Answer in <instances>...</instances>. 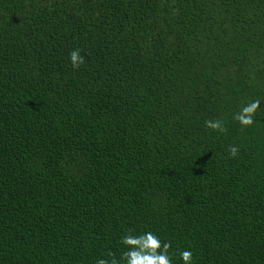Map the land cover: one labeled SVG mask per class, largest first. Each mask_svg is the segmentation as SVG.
I'll list each match as a JSON object with an SVG mask.
<instances>
[{"label":"trees","instance_id":"obj_1","mask_svg":"<svg viewBox=\"0 0 264 264\" xmlns=\"http://www.w3.org/2000/svg\"><path fill=\"white\" fill-rule=\"evenodd\" d=\"M129 230L264 264V0H0V264H122Z\"/></svg>","mask_w":264,"mask_h":264},{"label":"clouds","instance_id":"obj_2","mask_svg":"<svg viewBox=\"0 0 264 264\" xmlns=\"http://www.w3.org/2000/svg\"><path fill=\"white\" fill-rule=\"evenodd\" d=\"M68 59L73 68L78 67L84 57L80 55L79 49H73L68 54ZM259 101L252 100L241 107L238 113L233 114V119L241 125H250L253 122V114L258 107ZM204 125L213 130L223 131V123L219 120H205ZM237 152L235 145L228 148L229 157ZM120 244L124 250L120 254L122 264H173L172 256L169 252L170 243L162 240L158 235L150 230H145L133 234L130 230L125 231L120 237ZM109 253V257H111ZM176 257L180 264H193L194 256L189 248L177 249ZM93 264H116L114 259L97 257Z\"/></svg>","mask_w":264,"mask_h":264}]
</instances>
